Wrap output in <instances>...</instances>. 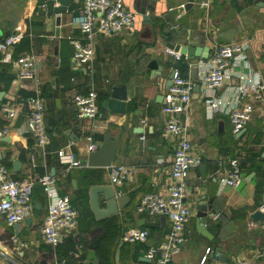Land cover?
Returning a JSON list of instances; mask_svg holds the SVG:
<instances>
[{"label": "crops", "instance_id": "crops-1", "mask_svg": "<svg viewBox=\"0 0 264 264\" xmlns=\"http://www.w3.org/2000/svg\"><path fill=\"white\" fill-rule=\"evenodd\" d=\"M122 2L136 13L133 30L111 36L93 35L91 63L75 68L67 37H76L78 31L68 21L80 9L81 0L71 1L66 11L58 14L57 24L55 15H45L43 0H0V41L19 31L22 37L10 48L12 56L31 53L37 58L35 81L17 80L14 67L0 61V107L8 104L15 109L12 116L0 110V130L8 128L0 136L7 140L0 141V164L15 179L34 181L44 173L58 177V193L68 196L76 211L75 229L54 249L49 248L39 233L46 199L33 183L28 224L19 222L15 231L0 215V264H80L88 250L93 251L96 264H151L146 251L163 239L168 221L145 211L137 212L135 205L142 194L162 191L169 181L174 138L164 132L165 115L156 100L165 90L163 84L171 69L198 85L184 117L192 151L206 168L205 179L196 167L187 173L182 200L192 213L184 225L189 238L183 240L179 253L168 264H198L201 257L214 251L223 255L224 264H264L257 255L264 248V211L260 210L264 203V92L259 101H252L251 89L241 98L235 97L233 91L254 77L264 83V0H192L187 11L168 21L162 19L166 10L186 0ZM145 14L148 18L142 19ZM166 40L208 48L215 43L246 44L247 67L228 68L223 86L210 97L219 106L218 111L210 114L197 80V73L205 67L204 60L199 63L198 57H177L165 47ZM151 59L163 68L158 74L157 68L151 75L146 67ZM89 69L91 75H86ZM120 83L126 87L125 113H110L101 108V102L107 98L109 87ZM89 88L96 95L95 117L78 118L72 95ZM26 96H37L44 105L43 124L49 142L42 147L35 144L24 123L26 107L22 99ZM249 101L253 104L250 119L239 133H233L226 111ZM107 133L118 136L112 164L130 167V181L112 186L107 168L80 165L62 175L65 164L56 151L69 153L70 135L79 139L72 145L77 159H81L87 153L84 137L92 136L98 146ZM231 158L237 160L242 182L236 187L219 183L204 224L210 236L207 239L195 231L194 199L206 195L212 174L219 179L225 175ZM12 161L19 162L15 171ZM90 185L116 188L119 195L126 197L123 207L113 215L95 218L88 205ZM256 209L263 213L257 220L249 217ZM133 227L146 231L145 241L121 240L122 233Z\"/></svg>", "mask_w": 264, "mask_h": 264}, {"label": "built area", "instance_id": "built-area-1", "mask_svg": "<svg viewBox=\"0 0 264 264\" xmlns=\"http://www.w3.org/2000/svg\"><path fill=\"white\" fill-rule=\"evenodd\" d=\"M135 22L136 13L126 8L122 0H81L80 9L72 13L68 21L69 25L78 31L76 37H67L71 46V60L74 67L81 68L91 63L93 35L111 36L122 31L130 32ZM21 37L22 33L18 31L7 35L0 41V61L14 67L17 80L35 81L36 56L23 53L13 57L10 52V48ZM246 49V44L242 42L215 43L208 48V55L204 60L205 67L201 73H197V80L210 114L219 110V106L213 103L210 97L223 86L228 68L241 70L247 67ZM174 54L179 57L176 53ZM201 61L200 59L199 63H202ZM84 73L91 75V70ZM238 78L242 79L240 75ZM194 84L193 80L173 70L171 83L164 90L160 101V112L165 115L164 132L174 138L169 181L162 191L142 194L135 205L137 212L146 210L147 213L163 216L168 221V229L163 239L158 244L148 247L146 251L145 257L151 264H168L179 253L184 240V225L192 214L182 199L186 191L185 179L188 171L197 167L201 162L200 157L192 151L184 117ZM249 89L252 91L251 100L259 101L263 97L264 83L260 78L254 77L248 79L246 84L234 87L233 91L235 97L241 98ZM95 96L92 88L84 93L72 95L76 117H95ZM22 103L26 107L24 123L35 144L40 147L46 145L49 142V136L43 124L44 105L42 101L37 96H26L22 99ZM0 110L8 116L15 113V109L8 104L1 105ZM252 110L253 104L249 101L239 108H230L226 111L233 133L245 126ZM262 118L264 127V109ZM7 130L8 128L1 129L0 136ZM21 130H24L23 125ZM84 140L87 152L95 150L97 143L92 136L87 135ZM56 155L61 163L65 164L63 176L70 168L79 166V162L71 160L70 154H65L62 149L56 151ZM227 164L228 170L219 179L220 184L236 187L242 182L241 170L235 158L229 159ZM107 172L109 184L112 186H119L124 181L132 179L131 168L124 165L111 163L107 167ZM57 180L58 177L47 173L39 175L34 181L24 178L15 179L10 176L5 166L0 164V215L4 222L11 226L30 215L32 185L33 183L38 184L46 199L45 215L40 224L39 233L42 242L51 249H54L76 227V211L71 206L68 196L58 193ZM260 210L264 211V203L260 205ZM145 239L146 231L137 227L127 229L121 235V240L127 243L143 242ZM207 252L208 249L205 250V254ZM257 255L264 262V248L258 251ZM204 257H201L200 262L204 260ZM234 264H245V262L238 261Z\"/></svg>", "mask_w": 264, "mask_h": 264}, {"label": "water", "instance_id": "water-1", "mask_svg": "<svg viewBox=\"0 0 264 264\" xmlns=\"http://www.w3.org/2000/svg\"><path fill=\"white\" fill-rule=\"evenodd\" d=\"M73 0H43V6L45 8V15L47 17L55 15V23L59 21L58 14L64 13L66 11L67 5ZM157 1V0H152ZM192 0H186L185 3L174 8H168L163 14L162 19L168 21L170 18H174L176 15L180 14L183 11H187L191 6ZM148 15H143L142 19H147ZM176 33L175 30H173ZM164 40L167 38L162 36ZM165 47L172 53H176L179 57H184L187 60L198 57L202 60H205L208 55V47L204 46H195L192 44L184 43H173L170 41H165ZM146 67L150 70V74L154 75L153 72L157 68L158 74L163 70L162 67L156 65V61L151 59L147 62ZM173 74V69H171L165 79L163 88L166 89L171 83V77ZM198 90V85H195L193 88V93L191 97H195ZM160 100L156 102L160 103L162 95L158 96ZM125 103H126V87L125 84L120 83L117 85H111L107 92V98L101 102V108L107 109L110 113L124 114L125 113ZM240 131H238L239 133ZM0 141H6L3 137L0 138ZM70 144L68 146L69 154L71 160L78 161L79 165L82 167L89 168H107L112 162L118 145V136L114 137L111 134L103 135L100 144L91 152H87L84 157L77 159L76 150L73 147V143L79 141L77 137L73 135L69 136ZM19 166L18 161L11 162L12 171H15ZM205 164H200L196 167V170L199 172L200 177L205 179ZM73 184V181H71ZM219 178L212 174L209 177L208 190L206 195H200L194 199V202L197 204L194 211V224L195 231L205 237L210 239L204 224L206 222V215L210 214V204L213 198L217 194V189L219 187ZM99 195H101L99 197ZM205 196L207 198L205 199ZM125 195H119L116 191V188H113L110 185H90L88 187V205L90 211L93 213L94 217L99 219L113 215L117 212L118 209H121L125 203ZM100 205V206H99ZM145 212H147L145 210ZM208 212V213H207ZM263 216V213L256 209L254 210L249 217L252 219H259ZM30 221L29 217H26L23 222L28 224ZM20 224L15 223L12 225V228L16 231ZM189 237L184 231V239L187 240ZM182 244V243H181ZM80 264H96V258L92 250L86 251L84 260ZM198 264H224L223 255H219L217 251L207 254L204 257V260Z\"/></svg>", "mask_w": 264, "mask_h": 264}, {"label": "trees", "instance_id": "trees-1", "mask_svg": "<svg viewBox=\"0 0 264 264\" xmlns=\"http://www.w3.org/2000/svg\"><path fill=\"white\" fill-rule=\"evenodd\" d=\"M236 8H237V9H239V8H240V6H238V5H237V6H236ZM37 185H38V184H37ZM38 187H39L38 191H40V192H41V188H40V186H39V185H38ZM41 193H42V192H41Z\"/></svg>", "mask_w": 264, "mask_h": 264}, {"label": "rangeland", "instance_id": "rangeland-1", "mask_svg": "<svg viewBox=\"0 0 264 264\" xmlns=\"http://www.w3.org/2000/svg\"><path fill=\"white\" fill-rule=\"evenodd\" d=\"M162 218H164L163 216H161Z\"/></svg>", "mask_w": 264, "mask_h": 264}]
</instances>
